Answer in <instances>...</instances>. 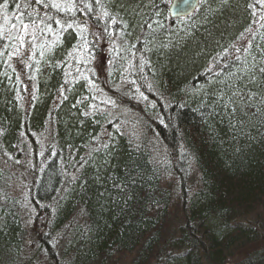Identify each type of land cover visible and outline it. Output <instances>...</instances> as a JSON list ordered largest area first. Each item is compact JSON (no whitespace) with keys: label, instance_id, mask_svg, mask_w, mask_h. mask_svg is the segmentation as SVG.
<instances>
[{"label":"trees","instance_id":"obj_1","mask_svg":"<svg viewBox=\"0 0 264 264\" xmlns=\"http://www.w3.org/2000/svg\"><path fill=\"white\" fill-rule=\"evenodd\" d=\"M170 2L0 0L40 38L21 69L0 39V264H223L264 238L257 0H199L175 18ZM95 30L120 41L106 63L116 100H137L118 115L85 71ZM12 164L47 217L30 250ZM236 264H264V247Z\"/></svg>","mask_w":264,"mask_h":264},{"label":"rangeland","instance_id":"obj_2","mask_svg":"<svg viewBox=\"0 0 264 264\" xmlns=\"http://www.w3.org/2000/svg\"><path fill=\"white\" fill-rule=\"evenodd\" d=\"M256 10L259 9L258 13L262 16H264V4L256 3ZM19 12V10H17ZM16 14H11L8 16H12ZM6 15L2 14L0 15V24H3L4 17ZM258 18V15L257 17ZM259 21L261 22L262 19L258 18ZM258 25V24H257ZM6 31V36L11 35L12 37H17L21 35L19 25L17 24L16 29H11L9 25H4ZM46 29V27H43ZM33 34L35 35V39H33ZM96 34V35H95ZM94 39L92 40V46H90L89 50V58H86L84 60L85 63V71L89 69V72H91V75L94 80L97 82V87L101 90L100 95L98 96V99L101 100L102 105L106 108H109L108 110L112 115H118L120 113V110H122L123 107H131L133 102H136L137 100L133 98L131 95H127V92H125L126 98L123 96L120 101L116 100L117 92L120 94L119 88L120 85L115 83V84H107L109 80L106 77L107 73V68L112 57L115 56L116 50L115 45L118 46L119 44V39H114L112 43H110L109 40H107V37L103 35L102 33H97L96 30L94 31L93 34ZM110 38V36H109ZM116 38V37H115ZM3 41V43H8L10 44L9 46V55L11 53L17 52L18 50V55H10L8 65L11 68H17L21 69L23 65L25 66L27 62H29L30 57H32L33 53L35 52L36 48H38L40 44V38L38 36V27L37 24H29V28L27 30V34L24 35V40L23 44L17 39H7ZM51 40V39H48ZM248 39H245L241 44L237 46L236 49H234L232 52H230L229 56L234 57L238 54L240 49H242L247 42ZM10 41V42H9ZM86 46V44H85ZM114 47V49H113ZM239 49V51H237ZM82 52V51H81ZM81 55L79 54H74V58L76 60H80ZM111 56V57H110ZM21 67V68H20ZM143 84V83H142ZM147 84H144L146 86ZM133 86H135V89H140L143 91H148L149 86L140 88V85L133 81ZM96 87V86H95ZM116 89V90H115ZM123 92V93H124ZM145 93V92H144ZM121 95V94H120ZM112 96L113 99L111 98ZM97 100V103L100 101ZM133 109V108H132ZM124 112V111H122ZM121 112V113H122ZM123 114V113H122ZM123 122V121H122ZM11 164V163H10ZM8 165V162H7ZM8 171L11 174V182H13V185H11L10 191L12 194L19 195V207H22V218L24 220V225L27 230V236H26V245L27 248L29 247V250L31 247H37L39 246V239L43 236V233L46 232V224H45V219L47 217H44L43 213L41 210H34L32 208L31 204L26 201L24 193L26 192L27 189V184L25 183V178L26 175L22 172V166L17 165V164H12L8 167ZM9 174V175H10ZM21 174H24L21 176ZM75 220V219H74ZM37 264H53L51 263V260L47 258V256H39L38 260H36Z\"/></svg>","mask_w":264,"mask_h":264},{"label":"water","instance_id":"obj_3","mask_svg":"<svg viewBox=\"0 0 264 264\" xmlns=\"http://www.w3.org/2000/svg\"><path fill=\"white\" fill-rule=\"evenodd\" d=\"M199 0H171L169 5V16L171 18L183 17L191 14ZM264 247V238L246 244L237 250L225 263L236 264L240 259L249 255L251 252Z\"/></svg>","mask_w":264,"mask_h":264},{"label":"snow or ice","instance_id":"obj_4","mask_svg":"<svg viewBox=\"0 0 264 264\" xmlns=\"http://www.w3.org/2000/svg\"><path fill=\"white\" fill-rule=\"evenodd\" d=\"M37 2H38V0H37ZM258 3L264 4V0H258ZM52 6L56 7V8H60L59 4H54ZM0 7H6V4L5 5H0ZM19 7H20V5L18 4L17 8H19ZM249 7H252V5H249ZM104 15L107 16L108 13L105 12ZM261 19H264V16H262ZM57 23H59V22L57 21ZM113 23H115V20H113ZM5 24L9 25L11 29H16L17 28V24H18L20 32H21V35H19L17 37H12L11 35L6 36L5 34H6L7 30L4 27ZM33 24H34V22H33ZM28 28H29V23H26L24 21V13H20L19 15H12V16H7L6 15L4 17L3 24H0V39H4V38L17 39V40H19L21 42V44H23L24 35L27 34ZM32 38L35 39V35L34 34H33ZM237 51H239V49H237ZM10 55H18V50H17V52L11 53ZM41 55H43V53H41ZM260 71L264 72V68H261Z\"/></svg>","mask_w":264,"mask_h":264},{"label":"bare ground","instance_id":"obj_5","mask_svg":"<svg viewBox=\"0 0 264 264\" xmlns=\"http://www.w3.org/2000/svg\"><path fill=\"white\" fill-rule=\"evenodd\" d=\"M199 2V1H198Z\"/></svg>","mask_w":264,"mask_h":264}]
</instances>
